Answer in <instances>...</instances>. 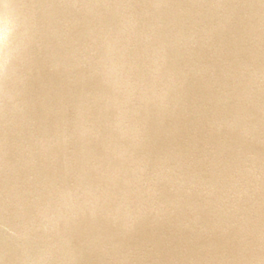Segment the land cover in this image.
<instances>
[{
  "label": "snow or ice",
  "instance_id": "6c2138e0",
  "mask_svg": "<svg viewBox=\"0 0 264 264\" xmlns=\"http://www.w3.org/2000/svg\"><path fill=\"white\" fill-rule=\"evenodd\" d=\"M0 7V264H264V0ZM168 218L202 243L158 259Z\"/></svg>",
  "mask_w": 264,
  "mask_h": 264
},
{
  "label": "water",
  "instance_id": "95a60500",
  "mask_svg": "<svg viewBox=\"0 0 264 264\" xmlns=\"http://www.w3.org/2000/svg\"><path fill=\"white\" fill-rule=\"evenodd\" d=\"M24 0H16V3H23ZM179 2H187V0H179ZM26 10L22 8H14L10 10V16L8 18L7 24L9 27L14 26V21L16 17H21L25 14ZM227 43V41H225ZM258 47V45H257ZM204 59H207L211 62L214 59L212 53L208 50H204L200 54ZM257 55L259 52L257 51ZM45 78L50 82H55L58 78L55 74L45 72ZM207 87L205 82L197 80L190 84L189 93L190 100L195 103L204 89ZM259 98V88H257V101ZM3 101L0 100V104ZM183 132L185 136L195 138L198 134V128L194 119L189 117L183 122ZM246 148L251 149L255 152L256 156L259 157L262 152H264V143L261 142L259 135H256L254 140H250L246 144ZM180 221L176 218H168L160 220L159 222L148 221L142 226V230L138 233L137 240H154L161 242L163 248V254L158 259H168L171 258L169 253L172 249L177 248H188V247H197L202 241L199 238L194 237L192 234L181 231L179 228ZM6 227L5 220L3 216H0V245H2L4 239V228Z\"/></svg>",
  "mask_w": 264,
  "mask_h": 264
},
{
  "label": "clouds",
  "instance_id": "9594fccd",
  "mask_svg": "<svg viewBox=\"0 0 264 264\" xmlns=\"http://www.w3.org/2000/svg\"><path fill=\"white\" fill-rule=\"evenodd\" d=\"M9 16L10 10L0 7V54H2L6 50L4 46V41L10 36V27L7 24Z\"/></svg>",
  "mask_w": 264,
  "mask_h": 264
}]
</instances>
